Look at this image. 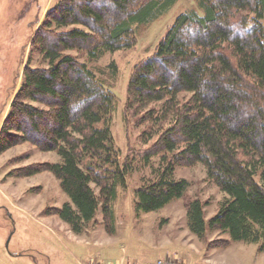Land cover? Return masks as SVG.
Masks as SVG:
<instances>
[{
	"label": "trees",
	"instance_id": "1",
	"mask_svg": "<svg viewBox=\"0 0 264 264\" xmlns=\"http://www.w3.org/2000/svg\"><path fill=\"white\" fill-rule=\"evenodd\" d=\"M178 1L57 0L31 39V53L46 66L33 67L30 57L0 120V153L31 142L62 158L42 171L52 172L69 196L55 213L77 235L100 208L112 220L131 166L120 165L111 131L116 95L70 53L98 60L130 49L136 28ZM196 1L203 14H180L129 81L126 114L151 123L148 137L159 127L153 146L163 164L155 181L137 188L135 211L160 210L184 197L191 183L176 179V166L201 164L224 198L209 221L205 204L190 201L191 231L203 236L208 227L264 253V0ZM22 171L17 175L41 172Z\"/></svg>",
	"mask_w": 264,
	"mask_h": 264
},
{
	"label": "rangeland",
	"instance_id": "2",
	"mask_svg": "<svg viewBox=\"0 0 264 264\" xmlns=\"http://www.w3.org/2000/svg\"><path fill=\"white\" fill-rule=\"evenodd\" d=\"M56 3L57 0H0L1 125L20 90L30 57L33 67L46 66L38 54L31 53V39ZM192 10L203 14L196 0H179L159 19L138 26L136 43L130 49L107 53L98 60H89L76 51L70 53L85 62L116 95L111 131L120 151V165L129 164L131 171L125 187L118 188L112 220L100 208L85 233L77 235L55 213L71 202L69 196L52 172L42 171L46 163H58L62 158L31 142L0 153V264H144L166 257L184 264H191V260L201 264H264V253L255 243L228 244L229 234L208 227L203 236L191 231L190 201L200 199L205 204L209 221L224 198L204 165L179 163L176 179L191 183L184 197L160 210L135 211L137 188L155 181L163 164L161 156L154 155L157 149L153 146L159 127L154 124V136L148 137L144 130L151 123L126 114L129 81L136 67L155 53L176 18ZM8 100L5 107L4 101ZM30 166L39 167L41 172L17 175ZM93 187L98 193L95 184Z\"/></svg>",
	"mask_w": 264,
	"mask_h": 264
},
{
	"label": "built area",
	"instance_id": "3",
	"mask_svg": "<svg viewBox=\"0 0 264 264\" xmlns=\"http://www.w3.org/2000/svg\"><path fill=\"white\" fill-rule=\"evenodd\" d=\"M149 264H184L181 261H177V260H173V259H161V260H157L155 262L149 263Z\"/></svg>",
	"mask_w": 264,
	"mask_h": 264
},
{
	"label": "crops",
	"instance_id": "4",
	"mask_svg": "<svg viewBox=\"0 0 264 264\" xmlns=\"http://www.w3.org/2000/svg\"><path fill=\"white\" fill-rule=\"evenodd\" d=\"M227 242H229L228 244H232L233 242L231 241H229V240H227ZM251 256H252V254H251ZM168 257H166V259H167ZM158 260V259H157ZM153 262H155V261H153ZM191 264H201V263H199V260L198 261H195V260H191V261H189ZM241 262V264L242 263H245V262H242V261H240ZM149 263H152V262H147V263H144V264H149ZM202 264H211L209 261H205V263L203 262Z\"/></svg>",
	"mask_w": 264,
	"mask_h": 264
}]
</instances>
